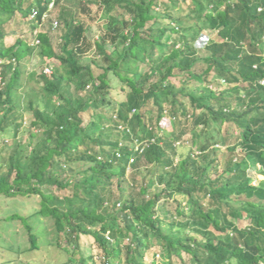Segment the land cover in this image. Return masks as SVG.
<instances>
[{
	"label": "trees",
	"instance_id": "16d2710c",
	"mask_svg": "<svg viewBox=\"0 0 264 264\" xmlns=\"http://www.w3.org/2000/svg\"><path fill=\"white\" fill-rule=\"evenodd\" d=\"M63 1L0 0V134L11 130L14 139L0 164V196L39 197L36 214L54 222V245L64 255L59 264H158L156 256L162 264L264 262V182L253 184L247 174L249 160L264 167V0H94L109 17L93 43L84 23L68 20L69 11L58 53L47 33L35 35L36 46L18 35L23 24L36 32ZM75 5L87 13L81 0ZM202 32L214 37L198 51ZM93 47L104 63L98 75L80 63ZM35 51L43 62L52 60V73L39 74L43 107L36 101L24 107L33 116L30 136L41 138L21 158L15 94L22 64ZM113 79L121 102L112 99ZM72 83L78 92L89 90L85 102L73 105L64 96ZM151 103L157 110L145 112ZM189 120L191 146L200 144L177 154L192 131ZM231 130L236 143L229 151L241 149L245 157L221 168L214 148ZM74 164L86 166L75 180L68 177ZM141 166L153 167L156 192L149 197L141 187L112 204L114 183L121 192L127 170ZM44 187L68 188L72 196ZM161 200L178 203L169 214L159 209ZM10 219L23 221L29 250H39L25 219ZM86 236L100 259L81 254Z\"/></svg>",
	"mask_w": 264,
	"mask_h": 264
},
{
	"label": "rangeland",
	"instance_id": "374dc122",
	"mask_svg": "<svg viewBox=\"0 0 264 264\" xmlns=\"http://www.w3.org/2000/svg\"><path fill=\"white\" fill-rule=\"evenodd\" d=\"M80 0H67L63 1L59 4V6L55 7L54 10L49 14L50 17L47 21L37 29L36 32L31 33V28L23 24L18 32V35L21 37L28 38L29 42L35 40V35L38 32L47 33L50 38L51 44L54 50L58 53V46L60 44V39L64 35L66 31V27L63 23L62 15L64 11H69L72 15H70L68 20L76 21L79 23H84L87 28L86 36L88 40L93 43L97 41L99 37H101L105 30L108 28V14L107 12L101 9L99 5H97L94 0H81L82 4L86 6L88 10L87 13H82L80 9H78L77 5H75ZM75 2V3H74ZM57 21L59 23L58 29L55 31L51 30V22ZM161 25V24H159ZM214 37L212 34L204 32L197 38L195 42V47L198 51H202L203 47L209 41V38ZM177 39V36L174 37ZM7 43L11 44L13 42V38H8ZM108 51H112V47L107 46ZM37 51L33 53V56L29 59L25 60L22 64L21 69V80L18 84V91L15 94L17 98L20 99V109H17L22 113L23 116V126L20 130V133L17 135L16 142L22 148L23 152L19 155L21 158L25 154V152L30 153L31 149L27 148L29 143H32L34 146L35 142L41 138L40 134H36V138H32L30 136V123L33 120V116L30 111L24 110V107L28 105L29 101L37 102L39 106L43 107V103L40 98L41 88L43 86L42 81L39 79V74L41 73L42 69L46 68L45 66H51V61L43 62V60L36 57ZM200 55V54H199ZM55 61V60H54ZM53 61V62H54ZM93 61L97 64H93ZM56 62V61H55ZM82 65H89L92 71L98 75L101 73L100 66H104L102 59L96 54L95 48L91 49L88 53L84 55L82 60L80 61ZM202 68L200 64H198ZM44 67V68H43ZM182 81V80H181ZM181 81L176 79L174 82L177 87H181ZM113 88L111 92V96L113 100H117L119 102L124 100V93H120V87L117 86L116 80H112ZM221 88L219 90L225 89V84H221ZM217 86H213L216 89ZM64 96L70 99L73 105L77 103L85 102L88 98V91L87 88L85 91L87 93L81 91L78 92L76 84L72 83L66 85L64 87ZM234 107V106H233ZM187 108L190 109L189 104H187ZM157 109L151 104L145 109V112L154 113ZM148 117V116H147ZM171 117V116H170ZM191 120L187 123L188 128L192 131H189L188 135L185 138V143L182 146H179L175 151L177 154L184 153L189 148H191L190 139L194 136L192 129ZM169 126V125H167ZM203 128L198 127L195 129L196 133L202 131ZM212 133H215L214 130ZM231 135L225 140L222 141L221 144L216 145L214 149H216L217 153L219 154L222 165L226 163L228 160H232L231 163H234L235 160L241 161L245 155L241 149H237L235 152H230L229 148L235 145V130H231ZM13 131H6L5 133L0 134V164H3V160L9 156L12 152L13 146ZM183 138V139H184ZM200 138H203L201 134ZM178 143V145L181 144ZM199 142L197 141L196 144L192 147L193 150H197L199 146ZM213 149V150H214ZM196 153H198L196 151ZM171 155L172 152H169ZM217 154V155H218ZM177 159V158H176ZM249 167L250 169L247 171V174L252 178L253 184L257 182H264V167L261 165L254 166L252 165V161L249 160ZM4 165V164H3ZM5 168V167H4ZM73 171L68 173L69 176H74V180L78 178V171L84 170L86 166H82L79 164H74L72 166ZM154 169L152 166H141L140 169L131 168L127 170L125 178L122 182V190L121 192L119 189L116 188V183H114V196L113 202L120 198V195L128 194L131 192L133 195L139 193L141 187H147V192L150 197L154 192H156V182L153 181L154 178ZM42 191L46 193H50L57 197H70L72 196L71 189L65 190H58L55 187H44ZM176 199L173 200H180V197L177 195L175 196ZM170 200V199H169ZM40 199L38 196H30V197H23L17 196L14 198H4L0 196V264H59L60 262L64 261V255L61 254L55 247V238H56V230L54 226V222L50 218H43L38 216L36 213L40 207ZM174 203L171 201L161 200L159 204V209L163 211L164 207L166 212L170 214V212L174 209L175 205L178 202ZM110 209L112 208L109 205ZM118 210L121 209L120 207L117 208ZM14 214L19 215L21 218L25 219V221L31 226L32 233H35L38 236V246L39 250L37 251H30V244L28 240V232L25 228V225L21 219H10V217ZM246 223H240V226L244 227ZM80 249L81 254L84 257H93L94 260L100 259V255L97 252L96 246L92 237L86 236L82 237L80 240ZM182 255V254H181ZM189 256L183 255V261L188 262ZM14 261V262H12ZM156 261L158 264L161 263L160 257L156 256ZM176 264H180V261L174 259Z\"/></svg>",
	"mask_w": 264,
	"mask_h": 264
},
{
	"label": "built area",
	"instance_id": "2783aa9c",
	"mask_svg": "<svg viewBox=\"0 0 264 264\" xmlns=\"http://www.w3.org/2000/svg\"><path fill=\"white\" fill-rule=\"evenodd\" d=\"M53 6H54L53 3H51L50 6H49V11H52ZM49 17H50V15H49V13H47V15H45V16L43 17L42 22H45ZM58 26H59V24H58L57 21L51 22V30H52V31L57 30V29H58ZM39 43H40V41L35 39V40L32 42L31 46H36V45H38ZM44 73H45L46 75H50V74L52 73L51 68L46 67V68L44 69ZM0 83H1V79H0ZM167 122H168V121H167ZM163 126L166 128V126H167L166 123H164Z\"/></svg>",
	"mask_w": 264,
	"mask_h": 264
},
{
	"label": "clouds",
	"instance_id": "9594fccd",
	"mask_svg": "<svg viewBox=\"0 0 264 264\" xmlns=\"http://www.w3.org/2000/svg\"><path fill=\"white\" fill-rule=\"evenodd\" d=\"M256 183V182H255ZM260 264H264V262L260 263Z\"/></svg>",
	"mask_w": 264,
	"mask_h": 264
}]
</instances>
